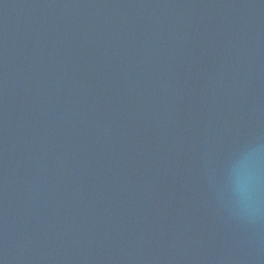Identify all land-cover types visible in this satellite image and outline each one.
Segmentation results:
<instances>
[{
    "label": "water",
    "instance_id": "obj_1",
    "mask_svg": "<svg viewBox=\"0 0 264 264\" xmlns=\"http://www.w3.org/2000/svg\"><path fill=\"white\" fill-rule=\"evenodd\" d=\"M0 264H264V0H0Z\"/></svg>",
    "mask_w": 264,
    "mask_h": 264
}]
</instances>
